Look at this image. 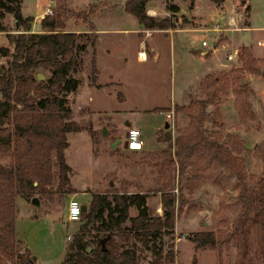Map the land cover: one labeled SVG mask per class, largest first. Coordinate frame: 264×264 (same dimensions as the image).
Returning a JSON list of instances; mask_svg holds the SVG:
<instances>
[{
  "label": "rangeland",
  "instance_id": "obj_1",
  "mask_svg": "<svg viewBox=\"0 0 264 264\" xmlns=\"http://www.w3.org/2000/svg\"><path fill=\"white\" fill-rule=\"evenodd\" d=\"M124 1L67 0V5L77 10L86 8L91 3H97L101 7V11L95 15L94 19L97 26L140 28L137 17L128 14L122 8ZM171 1L179 6V10L175 13L166 9V0H153L150 6L158 9L159 13L155 15L168 16L175 23L176 28L188 25L210 27V29L192 32L195 40L192 44L194 48H200L202 51L211 49L214 41L222 46L218 54L222 62L226 64L210 73L215 74L220 70L230 71V69L239 67L242 64L239 53L243 46L249 49L264 71V0H249V2L248 0H227L225 6L223 3L221 7L222 9L225 7L224 11L211 0ZM20 2L23 15L33 17L31 29L26 32L28 34L39 32L40 20L43 15L49 13L54 1L20 0ZM191 5H194L193 10L199 14L192 11ZM147 13H152L149 5ZM229 13L234 15L233 22L229 21L232 17V15H227ZM93 17L90 19L91 22ZM227 17V23H225ZM90 21L78 18L75 14L66 18V28L76 30L78 40L90 46L87 58L82 57L80 68L76 73L73 72V75L75 74L81 82L87 81L88 83L92 81L90 77L93 49L91 42L95 39L96 43L95 33L90 29ZM3 22L8 30H0V46H7L12 52L13 37L19 30L16 29L13 14L6 13ZM214 26L220 27L215 30ZM184 34L181 32L173 34L175 54L172 60L169 59L170 34L155 32L149 38V40L158 39L160 41L163 55L158 63H152L150 60L139 61L134 57L131 65L125 68L123 74L128 75L125 77H130V83L125 87L127 99L124 109L113 111L109 115L98 111L91 113L85 108L78 113L75 112L76 121L85 127L91 125L100 133L94 138L87 129H82L69 132L67 135L69 145L65 149V156L72 169L71 175L75 181L84 185V191L88 193L81 198L73 193L66 194L64 189H60L51 196L40 195L42 199L40 207L31 203L30 200H27L30 203L28 204L22 201L21 197H17L18 243L22 251L25 250L24 245H28L32 253L40 260L36 258L35 264H60L63 260L67 243L73 239L74 233L84 221L82 215L78 221L67 219L66 207L68 200L72 197L77 198L81 204L84 202L86 204L90 200V192L110 193L123 189L122 187L126 185L130 192H145L147 202L154 211L162 212L160 191H158L161 185L157 181L159 168L156 163L162 161L161 150L167 145V141L163 140L166 131L164 128L165 115L157 110L139 112L132 107V104L137 98L154 101L159 99L167 104L171 94L173 98L179 100L178 92L181 86L195 80L193 75L199 65L193 56H184L188 47H191L189 40L185 41ZM130 35L134 38L131 37L133 39L128 40L127 44L137 42L136 35L140 34ZM204 39L208 41V46L202 45ZM227 53H232L233 57L228 58ZM10 59L11 56L0 57V69L7 67ZM84 59H88L85 64ZM35 73L36 77L37 73H42L45 78L51 74L47 68H39ZM240 77H242L241 82L247 81L249 84L247 99L251 106L238 103L236 100L238 92H244L239 86ZM199 83L191 85L186 101H189L191 95H204ZM73 92L67 93L66 96L69 107V102L74 97ZM175 104L177 103L172 102L173 109ZM246 108V112H243ZM14 110L18 111L15 104ZM251 112L253 116L250 115ZM174 114V127L169 126L172 138L176 133L175 128L187 122L183 113L176 114L174 110ZM131 125L137 126L142 132L144 148L141 150H129L123 145L125 132ZM205 125L212 135H219L222 141L240 149L249 182L256 178L263 165L259 145L264 139V77L261 74L249 72L229 73V77L217 89L214 102L207 104ZM103 126L109 131V137L102 135ZM117 139H120V142L112 146V142ZM189 160L191 162L189 169L197 168L199 184L193 194L189 195L186 181L182 183L183 194L187 200L180 209L176 204L174 229L165 236V239L174 243L176 255L172 264H192L193 256H196L195 264H236L237 248L233 239L227 240V233L240 208L237 180L227 168L215 164L209 158L201 159L198 155H194ZM170 177L174 179V191L178 195L182 184L179 180L177 165L170 172ZM49 198H52L50 206H48ZM136 213V207L131 206L129 214ZM96 225V221L90 222L89 232L86 234V238L93 246L96 244L94 239ZM202 229L214 230L216 235L223 239L222 242L216 248L195 249L188 235ZM262 236V232L257 228L254 226L250 228L249 257L251 264H264V238ZM116 239L121 240L120 236ZM149 258L150 252L143 251L139 264H147Z\"/></svg>",
  "mask_w": 264,
  "mask_h": 264
},
{
  "label": "trees",
  "instance_id": "obj_2",
  "mask_svg": "<svg viewBox=\"0 0 264 264\" xmlns=\"http://www.w3.org/2000/svg\"><path fill=\"white\" fill-rule=\"evenodd\" d=\"M53 1L51 13L40 20V31L28 34L26 31L31 29L33 17L23 15L20 0H0V30H8L3 22L6 13L13 14L19 30L13 37L12 52L7 46H0V57L11 56L8 66L0 69V264H35L36 256L32 251L26 245L22 251L18 243L17 197L31 200L34 196L39 199L40 195H52L60 189L72 192L69 186L72 169L65 156L69 145L67 135L82 129H87L94 138L100 134L91 125L85 127L76 121L75 112L67 105V93L79 84L73 72L81 65L79 53L85 43L78 40L74 30L66 28V18L75 14L90 21L101 7L91 3L76 10L67 5V0ZM150 1L125 0L122 8L136 16L144 28L176 27L168 16L148 14ZM211 1L217 5L223 3V0ZM165 6L170 11L179 9L171 0H166ZM90 28H93L91 21ZM91 46L90 77L94 81L98 71L95 39ZM239 58L242 61L239 67L202 77L199 84L204 95H191L187 103L175 104V113H183L187 122L175 128L174 137H170L161 150L162 161L156 163L162 212L154 211L145 192H130L126 185L110 193L92 192L82 210L84 221L67 243L60 264H139L143 251L150 252L147 264H172L176 255L174 243L165 236L174 229L176 204L180 209L187 200L182 183L186 181L189 195L199 184L197 168L189 169V159L194 155L211 159L235 176L240 208L227 240H234L236 264H251L250 228H257L264 238V139L259 145L263 161L261 171L249 182L240 149L222 141L219 135H212L205 125L207 104L214 102L217 89L229 73L249 72L264 77L258 60L246 46L241 47ZM39 68L49 69L50 76L37 79L35 72ZM241 78L239 86L244 92H238L236 100L251 106L247 99L249 84L241 82ZM14 104L18 111L14 110ZM243 110L246 112L247 108ZM163 140L166 141L165 135ZM176 165L182 184L178 195L174 191V179L170 177ZM131 206L137 209L135 215L129 214ZM94 221L97 225L93 246L86 234L89 223ZM117 236L121 240L116 239ZM188 238L195 249L216 248L223 240L212 229L197 230ZM195 263L196 256H193L192 264Z\"/></svg>",
  "mask_w": 264,
  "mask_h": 264
},
{
  "label": "crops",
  "instance_id": "obj_3",
  "mask_svg": "<svg viewBox=\"0 0 264 264\" xmlns=\"http://www.w3.org/2000/svg\"><path fill=\"white\" fill-rule=\"evenodd\" d=\"M151 1L150 3H152ZM226 1L227 0H223L224 6H225ZM150 3H149V7L152 9L151 14L155 15L157 14V12L159 13L158 9L154 8L153 6H150ZM223 3L220 5H216L222 11H224L225 9V7L224 9L221 8L223 6ZM191 7H192V11H194L193 10L194 5H191ZM172 12L175 13L177 11H172ZM194 12L196 14H199L196 11ZM128 14H131V13H128ZM227 15L230 16L232 15V13H229ZM95 18L96 16L92 18L93 28H90V29L95 33V37H96L94 51H95V60H96V66H97L98 71H97L96 78L94 81H89L88 83L87 81L81 82L79 80V84L73 92L74 97L69 102L70 108L74 112L78 113L82 108H85L91 113L98 111L99 113H102L104 115L105 114L109 115L113 111H119V110L124 109V103L127 99L126 98L127 94L125 93L126 91L125 87L127 84L130 83V77H125V75L127 74L125 75L123 74L125 68L131 65V62L133 61L134 57L139 61H149L150 60L152 63H158V61L163 55V50H162L160 41H158V39L149 40V38H151L155 32H164L166 34H170V43H171L170 50H169L170 60L174 59V54H175V49H174L175 48V45H174L175 36L173 34L175 32L185 33L184 34L185 41L189 40L191 47H188V49L186 48L188 51H185L184 56L185 57H188L190 55L193 56V58H195L194 60L198 62L199 66L197 67V70L195 71L193 75L195 80L188 82L187 84H183L181 86V89H179V92H178L179 100H176L175 98H173L172 94L169 98V103L167 104H165L164 101H160L159 99H155L154 101L153 99L148 100V99H143V98H140V99L137 98L133 102L132 107L138 110L139 112H151L153 110L155 111L157 110L164 114V111L171 108L172 102L173 104L174 103H179V104L186 103L188 101V100L186 101L187 99L186 95L188 94L191 85H198L201 78L204 77L207 73H210L216 69H220L221 68L220 66H223L226 64L222 62L218 54V50H220L222 47L220 44H218V42L214 41L217 44V47H219V49L215 50L214 52L211 51L210 49L202 51L200 48L197 49L192 46V44H194L195 42L194 38L192 37V32L210 29V27L202 28L201 26H192V25L189 26L188 25V26H181V27L179 26L178 28H176L177 26L174 28H144L142 23H140V28L97 26L94 23ZM231 18L234 19V15H232ZM227 19L228 17L225 19L224 21L225 23H227ZM219 27L220 26H214L213 28L215 30H218ZM74 31L77 32L76 30ZM133 33L140 34V35H136L138 38L137 42L134 41V43L130 42L131 44H127V42L129 43V41H131L134 38L133 35H130ZM89 48L90 46L85 43V48L79 53L81 58L82 57L87 58V54L90 50ZM87 60L84 59V64H85V61L87 62ZM204 62L205 64H203ZM77 71L78 70H76L74 73H76ZM74 76L77 77L75 74ZM171 82L173 85L174 84L173 81ZM171 91H172V87H171ZM81 95H84V97H81ZM131 126H134V125H131ZM143 148H144V144H143ZM74 179L75 178L70 174L69 186L72 187L73 191L68 192L67 190L65 189L64 190L66 191V194L73 193L74 195L81 196L82 198V196L88 192L84 191L83 184L78 183ZM64 188H67V186ZM91 193L92 192H90V197H91ZM21 198L23 199L22 201H24L25 203H28V201L25 198L23 197ZM39 200L42 201L41 198H39ZM83 204H85V202ZM50 205H52V198L48 199V206ZM38 207H40V205ZM66 212H67V207H66ZM66 216H67V213H66ZM26 246L28 247V245Z\"/></svg>",
  "mask_w": 264,
  "mask_h": 264
},
{
  "label": "built area",
  "instance_id": "obj_4",
  "mask_svg": "<svg viewBox=\"0 0 264 264\" xmlns=\"http://www.w3.org/2000/svg\"><path fill=\"white\" fill-rule=\"evenodd\" d=\"M49 13H51V9H49ZM230 22H233V18H230ZM203 46H208L207 40H202ZM217 44L213 42L211 45V51L218 50ZM228 58H232V53H227ZM165 119L169 122L170 126L174 127V109L171 107L170 109L164 111ZM125 141L127 143L126 148L131 150H139L143 148L144 140L142 138V132L140 128L136 126H129L125 132ZM82 214V204L77 198H70L67 203V218L70 221H78Z\"/></svg>",
  "mask_w": 264,
  "mask_h": 264
},
{
  "label": "water",
  "instance_id": "obj_5",
  "mask_svg": "<svg viewBox=\"0 0 264 264\" xmlns=\"http://www.w3.org/2000/svg\"><path fill=\"white\" fill-rule=\"evenodd\" d=\"M37 77H38V79H43V78H44V75H43L42 73H37ZM169 126H170L169 122H168L167 120H165L164 128H166V131H165V134H164V135H165V139H166V141L169 140L170 137H171V131L169 130ZM102 135H104V136H106V137H109V135H110L109 131L106 129L105 126L102 127ZM118 142H120V139H117L115 142H112V146H115L116 143H118ZM123 145H124V147L127 146V143H126L125 140H124V142H123ZM31 202H32L34 205H37V206L40 205V200L38 199L37 196L32 197ZM85 207H86V205H85V204H82V210H83ZM104 240H105V238H103V239L101 240L102 243H104Z\"/></svg>",
  "mask_w": 264,
  "mask_h": 264
}]
</instances>
